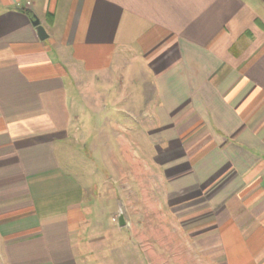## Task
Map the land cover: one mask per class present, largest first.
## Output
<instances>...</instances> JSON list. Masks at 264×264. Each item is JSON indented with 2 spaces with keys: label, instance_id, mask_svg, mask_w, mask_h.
Instances as JSON below:
<instances>
[{
  "label": "crops",
  "instance_id": "0c3cea01",
  "mask_svg": "<svg viewBox=\"0 0 264 264\" xmlns=\"http://www.w3.org/2000/svg\"><path fill=\"white\" fill-rule=\"evenodd\" d=\"M136 64L167 191L208 210L221 264H264V0H0V264H85L69 94Z\"/></svg>",
  "mask_w": 264,
  "mask_h": 264
},
{
  "label": "rangeland",
  "instance_id": "374dc122",
  "mask_svg": "<svg viewBox=\"0 0 264 264\" xmlns=\"http://www.w3.org/2000/svg\"><path fill=\"white\" fill-rule=\"evenodd\" d=\"M140 67L114 65L69 94L76 116L58 158L82 192L76 252L85 264H221L208 210L168 192L153 158L157 125Z\"/></svg>",
  "mask_w": 264,
  "mask_h": 264
},
{
  "label": "water",
  "instance_id": "95a60500",
  "mask_svg": "<svg viewBox=\"0 0 264 264\" xmlns=\"http://www.w3.org/2000/svg\"><path fill=\"white\" fill-rule=\"evenodd\" d=\"M32 24L36 27V31H37V34H38L39 38H40V39H44V38H46L47 34H46V32H45L43 26L40 24L38 18L34 17V18L32 19ZM123 223H124V220H123L122 215L120 214V215L118 216V224H119V225H123Z\"/></svg>",
  "mask_w": 264,
  "mask_h": 264
}]
</instances>
